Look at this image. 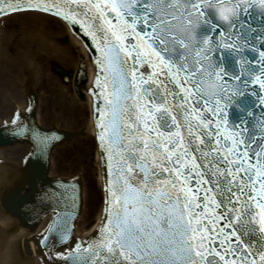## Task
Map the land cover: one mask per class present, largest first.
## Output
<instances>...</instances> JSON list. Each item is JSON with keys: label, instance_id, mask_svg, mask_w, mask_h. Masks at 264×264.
I'll use <instances>...</instances> for the list:
<instances>
[{"label": "snow or ice", "instance_id": "1", "mask_svg": "<svg viewBox=\"0 0 264 264\" xmlns=\"http://www.w3.org/2000/svg\"><path fill=\"white\" fill-rule=\"evenodd\" d=\"M14 13L78 24L99 51L112 179L78 264H264V0H0Z\"/></svg>", "mask_w": 264, "mask_h": 264}, {"label": "bare ground", "instance_id": "2", "mask_svg": "<svg viewBox=\"0 0 264 264\" xmlns=\"http://www.w3.org/2000/svg\"><path fill=\"white\" fill-rule=\"evenodd\" d=\"M28 25H29V22H27V26ZM29 27L31 28L30 25H29ZM29 27H27V28L29 29V31H31ZM32 33L34 34V30L32 31ZM35 33H37V32L35 31ZM37 36H38L37 38H40V35H37ZM28 37H29V35L26 38H28ZM31 37H32V34H31ZM24 38H22V39H24ZM50 38H52V37H47L48 40L46 41L47 48L44 52L46 55L53 52V51H51L52 41H50ZM15 41L16 40L11 41L12 45L13 44L15 45L16 54L20 55L21 58L19 57L20 59L18 60V62L16 60H14L13 58H12L13 60L12 59L8 60V58H10V57L6 56V54H5L6 57L4 56V53H6V50H7L6 48L8 45V41L7 40L3 41L2 43H0V64L2 63L1 66H5L6 68H8V65H3L4 61H7V62H9L8 64H11L12 66L18 68V67H20V64L24 63L23 60H26L27 62H32L30 60V57H32L33 55L38 57L41 54L40 52L43 51L42 49H44V47H42V49L41 48L35 49L36 43H33L32 39L27 41V42H25V40L23 42H22V40L21 41L18 40L17 42H15ZM43 42L44 41H42V43ZM3 46H5V47L3 48ZM58 51L59 52L54 51L55 53H57L56 55L60 54V50H58ZM37 69H39V68L37 67ZM18 70L20 71L19 68H18ZM11 90H12V88L11 89H8V88L3 89L0 87V111L2 110V107L5 104V102L8 100L9 96H7V95L9 94V92ZM11 95H10V97H11ZM10 154H11L10 149L5 148V147L0 148V156H2L4 158L6 157L5 159H8V163L10 161V156L12 155V154L11 155ZM11 157H12L11 160H13L14 155H12ZM11 176H12V174L8 173V171L4 167V165H1L0 166V193H1V196H3V194H4L3 193L4 189L7 188L8 190H10V188L12 186H14L13 184L15 183V177L13 176V180L12 179L10 180L9 177H11ZM5 211L6 210L4 209V207H2L0 204V264H37V262L35 260L33 263L30 262L28 257H26V259H24L23 256H26L25 251H28V249H27L28 248V244H27L28 242L26 240V239H28V233L26 230L23 229V227H19L16 224L17 223V221L15 220L16 216H14L11 213L7 215L5 213ZM33 257L36 258V254H33Z\"/></svg>", "mask_w": 264, "mask_h": 264}, {"label": "water", "instance_id": "3", "mask_svg": "<svg viewBox=\"0 0 264 264\" xmlns=\"http://www.w3.org/2000/svg\"><path fill=\"white\" fill-rule=\"evenodd\" d=\"M16 207H17V209L19 208V206H18V203H17V200H16V202H15V204H14ZM5 209V208H4ZM21 209H22V207H21ZM20 209V210H21ZM6 210V209H5ZM26 210V209H25ZM21 213H22V211H21ZM11 214H13L14 216H16L14 213H11ZM19 216V215H18ZM25 220H26V222H28L29 220H31V217H30V213L28 212V214L27 215H25ZM36 220V219H35ZM41 224V223H40ZM45 224L46 223H43L35 232L34 231H29V230H27V233H28V237L30 236H33V235H35L36 233H38L44 226H45ZM33 226H37V224L35 223V224H33ZM29 239V238H28ZM30 241H28V248H30V250H31V253L32 254H36L35 253V251H34V245L30 242Z\"/></svg>", "mask_w": 264, "mask_h": 264}]
</instances>
